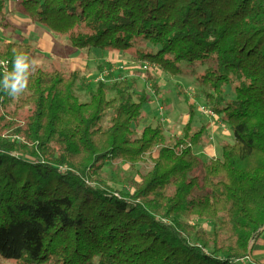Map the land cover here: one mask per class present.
Instances as JSON below:
<instances>
[{
    "label": "trees",
    "instance_id": "1",
    "mask_svg": "<svg viewBox=\"0 0 264 264\" xmlns=\"http://www.w3.org/2000/svg\"><path fill=\"white\" fill-rule=\"evenodd\" d=\"M15 1L76 50L129 52L171 76L197 68V86L233 142L203 159L192 149L204 134L193 129V108L181 136L161 124L138 133L148 98L135 80L86 85L82 101L78 71L37 67L24 96L0 92V257L238 264L250 256L264 231V0ZM4 10L0 0L8 28ZM15 52L36 50L21 39L0 43L9 69ZM154 150L149 171L129 181L133 192L98 184L107 162L134 168Z\"/></svg>",
    "mask_w": 264,
    "mask_h": 264
},
{
    "label": "rangeland",
    "instance_id": "2",
    "mask_svg": "<svg viewBox=\"0 0 264 264\" xmlns=\"http://www.w3.org/2000/svg\"><path fill=\"white\" fill-rule=\"evenodd\" d=\"M1 1H3L8 10L9 16L13 15V11L16 7L19 9L14 0ZM8 21L10 22V19H8ZM10 25L12 26L11 23ZM33 25L35 26L34 30H32L33 26L28 28L26 24H20L18 27L25 31L24 34L26 37L23 36L25 41L36 45H39V40L43 41L42 46H45V49L44 47L35 48V46L32 45L36 50L34 58L40 61L38 67L58 69L65 73L78 71L80 73V80L78 82L77 92L82 101L87 99V89L84 86L91 85L93 87L100 74L105 70L113 71L111 72L112 74L110 73V80L122 78L136 80L135 84H137L138 90H135V93H144L148 98V102L143 106V112L147 113V109H149L150 114L148 116L153 117L151 119H145L144 116L139 125L135 127L136 132L139 133L140 130L147 125L155 126L161 124L168 136L175 135L176 133L182 135V124L188 118L190 108L194 110L193 124H197L195 126L199 127L202 122H205L204 119H202L204 116L200 113L199 108H211L206 103L197 86L196 74L193 71L195 70L197 72V68L192 71L187 68L184 73L171 76L165 74L160 69L143 70L142 63L144 61H137L129 52L113 51L115 54L102 52L103 56L98 59V56L94 57L89 52L93 49L76 50L66 37L55 35L44 26L38 25L37 27L36 23H33ZM5 35H7V31L2 33L0 30V43L8 39V36ZM49 48H51V50H49ZM74 68L76 69L74 70ZM149 76L151 79H154L157 88L156 91L152 85L153 83L147 79ZM24 94L25 92L20 96L22 97ZM111 96L112 94H109V97ZM160 107L163 108L164 112L162 117L159 116L158 108ZM25 113L24 111L19 116H23ZM213 123L218 128L216 131L220 130L221 133L227 134L224 136H220L219 134H213V136L210 134L206 135L210 143H212L210 138L213 137V144L216 151H213L212 158H217L220 157L222 144L233 142V135L220 117L217 116L216 119L213 120ZM224 129L227 130L225 131ZM194 151L201 158L209 159L207 155L201 153L202 151L199 148H195ZM156 157L157 150H154L150 155L145 157L143 162L137 164L134 168H131L128 164L121 161H109L98 176H96L99 180L98 184L101 186H108L110 189L118 190L123 194L131 193L133 192V188L131 184H129V181L132 179L140 181V176L149 171L153 164L152 159L154 160ZM190 222L207 230H210L211 227L208 222L196 218H191ZM251 262H253L252 259ZM0 264H19V262L0 257Z\"/></svg>",
    "mask_w": 264,
    "mask_h": 264
},
{
    "label": "crops",
    "instance_id": "3",
    "mask_svg": "<svg viewBox=\"0 0 264 264\" xmlns=\"http://www.w3.org/2000/svg\"><path fill=\"white\" fill-rule=\"evenodd\" d=\"M7 11L8 10L5 7V10H4V12L6 13L5 20H7L6 21L7 23H9V27L8 28L0 27L1 32L5 33L7 31V35H5V36H8V39L6 41H4L3 43H7L9 41H17L19 39L24 40L23 36L26 37V35L24 34L25 31H23L22 28L18 27V25L26 24L28 28L30 26H33L32 30H34L35 26L33 25L32 22H30V20L27 18L26 15H24L23 13L20 12V10L17 7L13 11L12 16H9ZM8 19H10V22L8 21ZM5 20H3V22ZM10 23L12 24V26L10 25ZM38 25L39 24H37V27H38ZM31 36H33V35H31ZM42 44H43V41H41V40H39V45L32 43V45L35 46V48H37V47L43 48L44 47V49H45V46H42ZM49 50H51V48H49ZM89 52L94 57L98 56V59H100L103 56L102 52L109 53V54H115L114 52L98 51V50H94V49L92 51H89ZM75 69L76 68H74V70ZM135 82H136V80H135ZM135 86H136L135 90H138L137 84ZM160 108H162V107H160ZM160 108H158L159 109V116L162 117L164 115V113H162V111H160ZM144 114H145V119L153 118L152 116H148L150 114L149 109H147V113H144ZM188 119H189V115H188V118L185 120V122L182 124L183 127L188 122ZM202 119H204L205 122H202L199 127L195 126L197 124H195V125L193 124V122H194V119H193L192 126H193V129L197 128L196 130H199L200 128H202L204 130V134H203V138H202V145L197 147V148H199L202 151L201 153L203 155H207L209 157V159H211L213 151L215 152L216 150H215V146L213 144V137L210 138V140L212 142V143H210L209 139L207 138L208 136L206 137V135L210 134L213 136V134H217V135L219 134L220 136H224L227 134L221 133L220 130L216 131L218 128L213 123V120H209L206 117H204V118L202 117ZM224 130L226 131L227 129H224ZM172 136H181V135L176 133L175 135H172ZM192 149L194 150L195 148L192 147ZM250 258L255 263L264 264V231L255 239V241L251 247Z\"/></svg>",
    "mask_w": 264,
    "mask_h": 264
},
{
    "label": "clouds",
    "instance_id": "4",
    "mask_svg": "<svg viewBox=\"0 0 264 264\" xmlns=\"http://www.w3.org/2000/svg\"><path fill=\"white\" fill-rule=\"evenodd\" d=\"M39 64L40 61L24 52L14 53L10 69L7 62L0 61V92L18 98L27 90L30 75Z\"/></svg>",
    "mask_w": 264,
    "mask_h": 264
},
{
    "label": "built area",
    "instance_id": "5",
    "mask_svg": "<svg viewBox=\"0 0 264 264\" xmlns=\"http://www.w3.org/2000/svg\"><path fill=\"white\" fill-rule=\"evenodd\" d=\"M142 69L143 70H148V69L157 70L158 68L154 64H151L149 62H143L142 63ZM111 72H113V71L105 70L102 74H100V76L97 79V82H102L105 84H111V83H114L116 81L126 79V78H122V79L110 80V75L112 74ZM199 109H200L201 114L204 117H206L207 119H209V120H215L216 119L217 116H216V114H214V112L211 109H205V107H200ZM160 111H162V113H164L163 108H160ZM238 264H259V263L251 262V258L246 256L243 259L238 260Z\"/></svg>",
    "mask_w": 264,
    "mask_h": 264
},
{
    "label": "water",
    "instance_id": "6",
    "mask_svg": "<svg viewBox=\"0 0 264 264\" xmlns=\"http://www.w3.org/2000/svg\"><path fill=\"white\" fill-rule=\"evenodd\" d=\"M250 251H251V248H250Z\"/></svg>",
    "mask_w": 264,
    "mask_h": 264
}]
</instances>
